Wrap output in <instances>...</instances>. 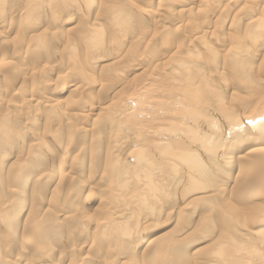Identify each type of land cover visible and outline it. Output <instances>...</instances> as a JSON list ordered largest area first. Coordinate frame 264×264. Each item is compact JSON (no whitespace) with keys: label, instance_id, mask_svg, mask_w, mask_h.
Listing matches in <instances>:
<instances>
[{"label":"bare ground","instance_id":"1","mask_svg":"<svg viewBox=\"0 0 264 264\" xmlns=\"http://www.w3.org/2000/svg\"><path fill=\"white\" fill-rule=\"evenodd\" d=\"M13 1H15V0H0V6L5 5L7 2H8L7 4H11V3H13ZM17 1H19L18 4L21 1L26 2V4L22 2V4H25V8H23L24 10L22 11L20 9L21 10V13H20V16H19L20 28H18L17 32H16V35H18V38H19V36L22 37V38L23 37L25 38V36L27 35V34H25V32L27 30L25 28L26 25H27V27H29V25H30L31 29H33V31H36V33H37L38 32L37 30L40 29L39 27L41 26V24H43V23H45L47 21H49V22L52 21L53 22V16L54 15H53L52 12H50V10L55 8V6H53L54 7L53 8L51 5H52V2L56 1V0H21V1L20 0H16L15 2H17ZM99 1H101V0H98L97 2H99ZM102 1H105V0H102ZM114 1H116V0H114ZM121 1H123V0H121ZM208 1H209V4H210V0H208ZM233 1L234 2H225L226 5H225L224 8H222V9L220 8L221 10L215 9L214 7H216V5H214V7H209V8H211V10H209V11H208V8H207V11H208V13L212 12L211 14H213V15L216 14V12H217V14H219L224 20L227 21L229 18L232 17L231 8L232 7L235 8L238 5V2H240V1H243L247 5L258 6L257 2L256 1L254 2V0H233ZM60 2H65L64 3L65 7L62 6V7H64V8L61 9L62 11H63V9H66V6L72 8V9H76L77 11L78 10L81 11V10H84V9L88 10V8H90L89 6H91L93 4V3L89 4L90 2H93V0H60ZM112 2L113 1H111V3ZM118 2L120 4L119 0H118ZM140 2H142V1H140ZM189 2H192L191 5H195V2H193V0H190ZM262 2H263V0H262ZM55 3H57V2H55ZM128 3H129V1H128ZM197 3H198V1H197ZM200 3H202V2H200ZM258 3L260 4V1ZM20 4H19V6H20ZM106 4L104 3V7L103 6L102 7L105 8ZM119 4L117 3V7H118ZM96 5L99 6V4H96ZM115 5L116 4H114V6ZM120 5H119V7H120ZM138 5L136 4V7ZM185 5L186 6L183 7V9L181 8L179 10H176L175 12H171V13L169 12V14L183 17L184 14L191 13L194 7H192V9H191V8H187V6L189 7V4H185ZM124 6H125V4H124ZM206 6H209V5L206 4ZM239 6H240V3H239ZM117 7H115V8L113 7L112 8L113 9V13L115 14V18L114 17L111 18V22H112V24L114 26L112 28H110L111 30L109 31L110 32L109 34H111V31H112V33L117 31V30H118V32L119 31L121 32L124 29V27L125 28H129V26H128L129 23L131 21H135L134 18L137 17L136 13L138 12V9H136V8L132 9L130 7L128 9V12H127V10L126 11H122L120 8H117ZM138 7H140V6H138ZM99 8H100V6H99ZM91 9H92V7H91ZM108 9H110L109 6H108V8H106V10H108ZM201 9H202V7H201ZM106 10H103V11H106ZM166 10H167V7H166ZM242 10H244V9H242ZM0 11H2V10H0ZM3 11H5V10H3ZM12 11H13V9H12ZM69 11H71V10H69ZM103 11L96 13V15L102 13ZM141 11L143 12L144 10L141 9ZM184 11H186V13ZM202 11H203V9H202ZM250 11L252 12V10H250ZM107 12H110V11L108 10ZM151 12H153V11H151ZM238 12H240V11L238 10ZM72 13H73V10H72ZM77 13L78 12H75V14H77ZM145 13L147 14V13H150V12H145ZM160 13L157 15L159 19H161L160 18L161 15L163 16V14L166 13V11L163 10V11H160ZM172 13H174V14H172ZM68 14L70 15V12ZM73 14H72V17L75 16V14L74 15ZM79 14L82 15L81 13H79ZM132 14H134V15L136 14L135 17H133V19L131 17ZM139 14H141V12H139ZM202 14H204V13H202ZM241 14H243V13H241ZM246 14L247 13L244 12L243 16L246 17ZM260 14L263 15V13H260ZM0 15H1V12H0ZM105 15H106V13H105ZM206 15H208V14H206ZM138 16L145 17V14L144 15L141 14V15H138ZM86 17L89 18V16H86ZM233 17H237V15L234 14ZM252 17L253 16H251L249 18V20H248L250 27L253 26V25H251V23L256 25L255 26L256 28H255L254 34H253V39H251L252 40V42H251L252 43V47L257 48V50H263L264 51V18H262V16H261L262 19H260V18L259 19H256V18L253 19ZM88 18H86V19H88ZM91 18H92V16H91ZM107 20H106V22H107ZM89 21H88V23H89ZM156 21H154V22H156ZM163 21H166L167 23L169 22L168 19H166V18ZM205 21L206 20H204V22ZM65 22L67 23L68 19L65 20ZM77 22H78V20H77ZM81 22H83V21L81 20L79 23H81ZM108 22H109V20H108ZM111 22H110V24H111ZM85 23H84V25H85ZM92 23H93V25H95V23L93 21H92ZM92 23L90 24L91 28H89V30H88L89 32L87 34H85V35L80 34V35H83V36H81V40L80 41L85 42V45L89 46V48L92 47V49H94V50H95L94 47H96V48L98 47V49L99 48L101 49V47H99V46H101V44L103 45V43H101V40H100V38L102 37V33H103V31L101 30L102 28L97 29V26L99 24L96 23V26H93ZM231 23H233V22H231ZM130 24L132 25V23H130ZM4 25L5 24L0 23V38H2L3 35H4L5 27L6 28L8 27V26L3 27ZM82 25H83V23H82ZM171 25H173V23ZM79 26H81V25H79ZM79 26H78V28H79ZM173 26L175 28V25H173ZM42 27L43 26H41V28ZM76 27H74V28L76 29ZM84 27L86 28L87 25L84 26ZM93 27H94V29H93ZM161 27H163V26H161ZM24 28L26 30H24ZM49 28H50V26H49ZM131 28H133V27L131 26ZM50 29H53V28H50ZM159 29H160V27H159ZM161 29H162L163 32H165V30L168 29V28L166 27L165 30H164V28H161ZM194 29H192V31H194L195 33L197 31H199V32L202 33V36H198L199 34L197 33L198 35L196 34L197 36H195L192 41L190 40L187 43L184 42L183 47H182L183 49L181 48L182 51H183V54L186 55V58L188 57L187 58L188 62L187 63H184V62L182 63V59H184L183 58L184 56H183L182 52H181V54H178V55L174 54V56L176 58L175 59L176 60V65L175 66L179 65V67H183V66H186L189 62H190V64L194 65V68L192 67L193 69L185 70L184 67H183L184 71L182 70L181 72L178 71L176 73V76H178V81H176V82H179V86L178 87L175 86L177 83H175V85H174L173 83L175 81H172L174 90L170 91V92H172V93H170V95L172 96L171 99H173L174 102H176V101L181 102V104H180L181 106L180 105H179L180 107L177 106L178 108L173 113H171V114L169 113V115L171 117L177 118L178 121L180 120V123L177 124V125L174 124V125H172V127H170L171 125L169 124L170 128L168 127V128H164V129L163 128L159 129V131H161L160 133L162 134L163 139L160 142H157V143H153V144L147 143L146 145H143V141L141 142V138L140 137H133L132 136L130 144L128 145L129 149L131 148V150L128 151V153H125L124 154L125 157L120 159V161H117V163H115V165L113 167L111 166L112 168L109 169V173L107 172V174H109L111 177L114 178V184H110L111 182H109V183H106V184L102 183L103 185L102 184H97V185L95 184V185H93V187H91V190L97 189L100 192L101 191L105 192L108 189H111L112 187H113L112 190L123 189L125 195L122 198H120V200H115V201H119V205L121 204V206L123 205V207H125V205H124L125 201L127 202V201L130 200V203H133L132 209L129 210L127 214H125V217H126L127 220L125 221L126 223H125L124 226H126L127 222L129 221L130 225L132 223V227L131 228H135L136 227L135 230H133V232H131L130 229H129L130 232L128 230L123 231V229H125V228H123V227H122V229L117 228V227H119L118 224H117V227L114 229L113 227L116 226L115 222H114L115 225H111L112 226L111 230L113 231L114 235L117 236V234H120L121 237H123V239L125 238L124 240H126V243H128L127 241H129V239L134 238V239H136L137 241L140 242L139 244L142 243V245H140L139 248L129 247L127 251H126V249H122V247H121L119 250H117L119 255L118 256H117V254H116V256L114 255L116 258L112 257V258H115V262L114 263H110V264H116V263L118 264V262L121 263L122 259H125V261H129V259L132 258L131 256L134 255V254L140 256V260L138 259L139 260L138 261L139 264H185L186 261L184 262V260L181 259L180 254L182 255V253H184L185 251L187 252L186 249L187 248L189 249V246H191V248H192V246H195L196 244H197V246H198V244H205V245L200 247V248H197V250L194 253H192L194 255V257L192 256L193 258H195V255H199V253H200V255L202 254L200 259L199 258H198V260L195 259L196 263H194V264H255V262H253L255 257L253 258L252 261H250V259H251L250 257H252L253 255L258 257V260H259L260 264H264V256L263 257L262 256H258L260 254V252H262V253L264 252V203H263V201H264V147H263V145H264L263 144L264 143V61L261 60L262 64L260 63L259 64V68L256 69V71L254 72V68H253L254 66H252V62L248 58V56H246V53L244 55L241 52H239L238 49H236L234 47H232L230 49L228 47L229 51L228 52L223 51L224 53H226V55H223L222 58H221L224 61V64L222 63L224 65V67L222 65H220L218 67V63L219 62L215 61L212 58L209 59V60H207V58L205 59L206 65L208 66L207 71H206L207 75H205V68L203 70V67L206 66V65H205L204 61L202 60V58H201L202 55H201V57L199 59L198 47H202L203 49H205V47H207L204 44V43H207V41L205 42L206 39H204L203 37H204V34L207 33L206 30L209 29V26L205 25V27L201 26L199 28L196 26V29L195 30ZM42 31L41 32L39 31L37 35L36 34L34 35V37L31 35L32 36L31 39L33 38L32 41L35 40L34 42H37L38 44L46 45V42H44V43L40 42L41 37L44 34V31L43 32ZM84 31H85V29H84ZM127 31H128V29H127ZM80 32H81V30H80ZM130 32L128 33V35L133 33V31H132V33H130ZM16 35H15V37H16ZM74 35L76 36L77 34H74ZM121 35H123V34H121ZM44 36H45V34H44ZM66 36H64L63 38H65ZM125 36H124V38H127ZM15 37L12 36L13 39H15ZM47 37H51L50 41L52 42V40H53L54 45H55L54 47H56L55 49L56 50L59 49V47L57 48L58 44L56 46V43H55L57 38L60 37L59 33H57V31L53 33V30H52L51 33H50V36H47ZM79 37H78V39H79ZM113 38H115V36ZM113 38H111V39L113 40ZM13 39H12V41L14 42ZM72 39H75V38H72ZM72 39L68 40V42L71 41L70 43L66 42L68 45L66 44L64 46V48L67 46L69 49H72L74 51L76 46L72 48V46L75 45V44L74 45L72 44V43H74V42H72L73 41ZM78 39L77 40L75 39L76 42L78 41ZM121 39H123V37H121ZM236 39H237V36H236ZM19 40H20V38H19ZM117 40H118V38H117ZM166 41H169V40H166ZM237 41H238V39H237ZM239 41H238V43H240ZM3 42H5V41H3ZM109 42L112 43V41H109ZM107 43H108V41H107ZM113 43L115 44V42H113ZM122 43L124 44L123 41L121 42V44ZM167 43L170 44V42H167ZM13 44H15V42ZM119 44H118V46H119ZM123 44H122L121 47L124 46ZM134 44H132V45H134ZM223 44H226V43H223ZM77 45H79V42H78ZM81 45H82V43H80V46ZM107 45H109V44H107ZM30 46L31 45H29V47ZM34 46H36V45H34ZM39 46H41V45H39ZM61 46H63V45H61ZM170 46H171V44H170ZM230 46H232V45H230ZM114 47H115V45H114ZM133 47H135V46H133ZM32 48L33 47L31 46L30 49L33 50ZM36 48H38V47H36ZM84 48H88V47L85 46ZM130 48L132 49V47H130ZM221 48H222V46H221ZM98 49H96L95 52H97ZM102 49H103V47H102ZM19 50H20V48H19ZM26 50H28V48ZM62 50H63V48H62ZM89 50H91V49H89ZM138 50H139V48H138ZM77 51H78V48H77ZM210 51H211V49H210ZM214 51L215 50H213V52ZM39 52H40V50H39ZM103 52H105L104 53V56H105L106 50L105 51L103 50ZM130 52H131V50H130ZM168 52H170V50H168ZM201 52H202V50H201ZM16 53H17V51H16ZM16 53H14V54L16 55ZM43 53L45 54V52H43ZM83 53H85V52H83ZM97 53H99V52H97ZM172 53H174V52H172ZM259 53L260 52L257 51L258 55H259ZM58 54L59 53L57 52V55ZM100 54H102V52ZM169 54H167V55H169ZM37 55H38V52H37ZM64 55L65 54H63V57H64ZM90 55L93 56L92 54H89V56ZM206 55H208V54H205V56ZM34 56H36V55H34ZM40 56H41V52H40ZM73 56H71V57H73ZM163 56L165 57V55H163ZM196 56L198 58H196ZM53 57H55V56H53ZM67 57L69 58L70 56H68V54H67ZM94 57H96V56H94ZM213 57H214V54H213ZM83 58H86V57L84 56ZM102 58H105V57H102ZM102 58H101V60H103ZM124 58H121V59H124ZM260 58L264 59V54H263V57H260ZM11 59H14V57L11 58ZM57 59H58V57H57ZM64 59H65V57H64ZM87 59H89V57H87ZM96 59L97 60L93 59L92 61L98 62V60H99L98 57H96ZM142 59H140V60H142ZM169 59H172V57L169 58ZM32 60H34V59H32ZM60 60H61V58H60ZM68 60H70V59H68ZM146 60H144V61H146ZM117 61H119V60H117ZM71 62H74V60L70 61V63ZM47 63L49 64V62H47ZM47 63L45 61V63L43 65L46 64L47 66L46 65L45 66L42 65L43 68L44 67L48 68V64ZM83 63H84V61H83ZM115 63H118V62H115ZM2 64H3V66L8 65V64L4 65L3 62H2ZM34 64H32V65H34ZM96 64H98V63H96ZM203 64H204V66H202ZM28 65H30V64H28ZM115 65H117V64H115ZM173 65H174V63H173ZM52 66H54V65H52ZM70 66H72V65H70ZM107 66L111 67L112 64L111 65L107 64ZM123 66L124 65H122L120 68H122ZM10 67H13V65L12 66L10 65ZM72 67H74V66H72ZM97 67H98V65H97ZM105 67H106V65H105ZM144 67H146V66H144ZM14 68L18 69V67L17 68L14 67ZM30 68H32V67H30ZM37 68L35 70H37ZM43 68H42V70H43ZM114 68L115 67H111L112 70H114ZM174 68L176 69V67H174ZM50 69H51V66H50ZM50 69H47V70H50ZM101 69L103 70V68H101ZM101 69H100V71H101ZM106 69H107V67H106ZM117 69H119V68H117ZM168 69L173 70V67L172 68L169 67ZM32 70H34V69L32 68ZM44 70H45V68H44ZM144 70H146V69L144 68ZM180 70H181V68H180ZM31 71H30V73H31ZM39 71H38V73L41 74V72H39ZM55 71L57 72V70H55ZM103 71H104L103 74L105 75V72H108V69L106 71L104 69ZM146 71H143L142 73H144ZM162 71L165 72V70H162ZM16 72L17 71H15V74H16ZM48 72H50V71H48ZM51 72H53V70ZM32 73H33V71H32ZM87 73H89V72H87ZM117 73H119V72H117ZM255 73L259 74L261 76V78L259 76H256ZM45 74H46V70H45L44 75ZM149 74H150V72H149ZM167 74H169V73H167ZM226 74H228L227 75L228 77H226ZM75 75H77V72L75 73ZM113 75H115V74L113 73ZM60 76L61 75L57 76V78L58 77L60 78ZM65 76L62 75L61 76V80L64 79L63 77H65ZM67 76L70 77L69 74ZM87 76H89V75L87 74ZM170 76H171V74H170ZM45 77H46V75H45ZM77 77H78V75H77ZM82 77L83 76H81V79L78 77L77 79H74V80L80 79L79 81H82V82L84 81L85 82V80H82ZM173 77L175 78V76H173ZM173 77H172V79H173ZM35 78H37V77H35ZM4 79L7 80L8 78H6V77L4 78L3 77V81H4ZM32 79L34 80V77ZM45 79L40 80V85H41V81L42 82L44 81V83H45ZM213 79L217 80L216 84H214V80ZM227 79L231 80L230 83L232 85H234V86L236 85L235 87H237V89H235L234 87L230 88L229 86H231V85H229V83L227 82ZM105 80L106 79H104V81ZM132 80H134V79H132ZM10 81H14V80L11 79ZM47 81L49 82V80H47ZM67 81H66V83H67ZM89 81H90V79H89ZM21 82H23V81H21ZM4 83H6V81H4ZM34 83H36V81H33L32 85ZM85 83H87V82H85ZM85 83H84V85H85ZM93 83H95V81ZM101 83H102V81H101ZM103 83H104V85H102V86H104L103 88L106 89L107 87H105V85L107 86L108 83L106 81L103 82ZM87 84H90V83H87ZM125 84H127V83L125 82ZM7 85H9V84H7ZM34 85H36V84H34ZM50 85H51V83H50ZM137 85H138V83H137ZM180 85H181V87H182V85H185V86L181 88ZM44 86H45V84L43 85V87ZM68 86H70V85H68ZM78 86H73L74 90H77V92H78V89H79ZM88 86H90V85H88ZM93 86H94V84H93ZM96 86H98V85H95V87ZM100 86H101V84H100ZM7 87H9V86H7ZM15 87H16V85H15ZM123 87H124V85H123ZM20 88H21V86L19 87V89ZM130 88H131V86H130ZM14 89H16V88H14ZM56 89H58V88L56 87ZM30 90L33 92V88H31ZM86 90L84 88V92L83 93H85ZM101 90H102V88H101ZM125 90H129L128 84H127ZM138 90L139 89H137L136 92ZM14 91L15 90H13V92ZM109 91L110 90H108V92ZM77 92H75V93L77 94ZM106 92H107V90H106ZM121 92L122 91H120V93ZM69 93H71V92L69 91ZM87 93L90 95L89 92H87ZM101 93H103V91ZM120 93H119V95H121ZM39 95L32 96V97H36V100H37V102H35V104L33 106H32L33 102L31 100H29V99H28L29 101H27L26 99L23 100L22 103H21V104H23L22 105L23 108L27 110V108H31V107H33V108H38V107L45 108L48 105H50L52 107L51 104H53V102H50L52 100V99L50 100V98H52L53 96L49 97V99H46L44 101V99H45L44 96L40 95V97L43 96V98H41L40 101H39L38 100L39 99ZM37 96H38V98H37ZM123 97H125V94L123 95ZM128 97H130V96H128ZM71 99H73V98H71ZM67 100L68 99H66V103L68 104ZM77 100H78V98H77ZM9 101L10 100H8V102ZM57 101H55V102H57ZM60 101H58V102H60ZM63 101H65V100H63ZM68 101H70V100H68ZM78 101L76 102V104L78 103ZM117 101L118 100H116V102L110 104L109 106L115 108L116 107L115 104L120 102V101H118V102ZM0 102H2V101H0ZM111 102H112V99H111ZM3 103H1L0 105L6 111H8V109H12L13 108L12 107L13 104L11 105V103L10 104L9 103L8 104L7 103L3 104ZM106 103H108V102L106 101ZM67 104H65V105L67 106ZM55 105H57V104L55 103L54 106ZM51 107H50V109H51ZM93 107H95V104L92 106V108ZM97 107L94 109V111L95 112L98 111V115L102 114V112L105 111L104 108H101L99 106H97ZM104 107H106V104H105ZM64 108H66V107H64ZM69 109H71V108H69ZM253 109L256 110V111H254ZM31 110H32V108H31ZM61 110H64V109H60L58 111L60 112ZM16 111H17V109H16ZM30 111H29V113H31V115L30 114H25V115H27V116H25L23 114L24 116H23L22 119L24 120V122L22 123L20 121V123H22L21 128L20 127H18V128L16 127L15 129H12L10 127L9 116H10L11 113L8 114V117L6 115H2L1 114L2 116H0V138L2 140L3 139L5 140L9 136H11V138H12L11 141H13V142H16V141L24 142L25 140L27 142V140H28V144H29L28 145V149H29V151L27 150V152H29V153L25 152V153H27L29 155V157H28L29 161L28 160L27 161L29 162V165L31 167L36 168L35 169V171H36L40 167L47 168V167H50L52 164H55V163L52 162L54 159L52 161L50 159L55 155L56 150H58L60 146L56 144L59 141V139H56L57 141L55 143L56 144L55 147L54 146L52 147V145H54V144H52L51 142H48V143H36L35 141L30 140L31 136L33 135L32 131H31V127L40 118V117L39 118L37 117L36 113H34V115L32 116V112H30ZM44 112L45 111H43L42 113H44ZM61 112L59 114H61ZM163 112H164V114L168 115V113H166V111H163ZM69 113H71V112H69ZM59 114H57V115H59ZM17 115H18V113H17ZM20 115H21V112H20V114L18 116H20ZM72 116H75V115H72ZM96 117H97V115H96ZM244 117H247V119H246L247 122L246 123L244 122ZM14 118H15V116H14ZM17 118H16L15 122L18 123V121L20 120L21 116L18 118L19 120ZM69 118H70L69 116L65 115L64 120L68 121ZM46 119H48V118H46ZM99 119H101V117ZM99 119H97V120H99ZM76 120H77V118H76ZM107 120L108 119H106V121ZM90 121H91V119H90ZM90 121H89V124L91 123ZM44 124L46 125V123H44ZM44 124H43V126H45ZM50 125H53V124H50ZM87 125H88V123H87ZM107 126L109 128L113 127L114 126V122L113 121L108 122ZM33 128H35V127H33ZM81 128L83 129V127H81ZM86 128H88V127L86 126ZM46 129H45V131H46ZM52 129L54 130V128H52ZM60 129H62V128H60ZM68 129H69V127H68ZM76 129H78V127H76ZM84 129H85V127H84ZM39 130H40V127H39ZM78 130L83 131L81 129H78ZM69 131H67V132H69ZM89 131H90V129H89ZM126 131L128 132L129 129L125 125H123L119 129L120 133H124ZM52 132L54 133V131H52ZM72 132H74V130ZM34 133L37 134L36 132H34ZM42 133H43V131L41 132V134ZM58 133H57V135L59 136ZM227 134H230L232 138L230 140L226 141V142H223V140H222L223 136L227 135ZM46 135H47V133H46ZM46 135H45V137H46ZM91 136H93V135H91ZM260 136H261V139H260ZM80 137H82V136H80ZM11 138H9V139H11ZM91 138L93 140V137H91ZM103 138H105V137H103ZM96 139H98V137H96ZM29 140H30V142H29ZM64 140H65V138H64ZM67 141H68V139H67ZM70 142H71V140H70ZM93 142L95 143L96 140L93 141ZM93 142H91V143H93ZM74 143H76V141ZM91 143L89 142V144H91ZM72 145H73V143H72ZM93 145L94 144H92V147H94ZM83 147H85V144H83ZM106 147H107V145H106ZM96 148H97V145H96ZM107 148H109V147H107ZM143 148H146V149L144 150ZM84 149H86V148H84ZM142 149L144 150V152L141 151ZM119 150H121V149H119ZM147 150L149 152H148L147 155H145V151H147ZM22 153H21V155H22ZM10 155L11 154L8 151V148L5 147V145L2 146L1 142H0V165H2L1 167H3V165H4L3 162H5V161L7 162V160H5V159L10 157ZM90 155H91V153H90ZM88 162H89V159H88ZM60 164H61V162H60ZM62 164H63V162H62ZM62 164L60 166V169L62 167ZM89 164H90V166H92L90 162L88 163V165ZM15 165H16V162H15ZM18 165L20 167V164H18ZM8 166H9V164H8ZM21 166H22V164H21ZM55 166H57V165H55ZM68 166H70V165H68ZM75 166H76V164L73 165V166H70V168L74 167L73 169H76ZM90 166H89V168H90ZM13 167H15V166H13ZM19 167L17 168V170L20 169ZM52 167H53V165H52ZM43 168H41V170ZM55 168H57V167H55ZM78 168H82V165H78L77 169ZM1 169L2 168H0V172L2 173L3 169L2 170ZM22 169H20V170H22ZM180 169H184L185 172H180ZM11 170H13V169H11ZM17 170H15V171H17ZM27 170H28V168H27ZM62 171H64V170H62ZM65 172H66V170H65ZM88 172H90V170ZM3 174H4V171H3ZM12 174L15 175V176L17 175L16 173L14 174V171H13ZM45 174H46V172H45ZM103 174H105V171H103ZM9 175H11V174H9ZM2 176L0 178H4ZM7 176H8V174H7ZM59 176H60V174H59ZM5 178H6V176H5ZM34 178H35V176H34ZM41 178H42L41 179L42 183H40L41 180L37 181L38 183H40V185L43 184L44 181L48 180L47 176H44V177H41ZM78 178H80V177H78ZM15 179H17V182H16V180H14V182H12V184L13 183H16V184H14V185H12V184L10 185L9 184L11 186L9 188L8 187L5 188L3 182L0 180V196H3V194L5 193L6 198H7V196L10 198V201H7L6 204H0V264H28L30 261L28 263H26L23 260L15 258V257H8L7 254L11 253L10 252L11 249L8 250V246L11 245V244H14V245H17V246L24 247L23 245H24V242H25V244L29 243V245L31 244V246L34 245L35 248L33 246L32 247L36 250L37 253L40 250L43 251V249H44V251L47 250V252H50V251H53L52 250V248H53L52 245L50 246V242L51 241H52V244L54 243L56 246L57 245H59V246L62 245L61 240H57L58 238L54 237V235L57 234L55 232V230H57L58 228L62 227L63 224L66 225V226L69 225L70 227L73 226L75 223L77 224V212H74L73 210H70V209L62 210L63 208H61V210L58 209V210H56V212H54L52 209L51 210L49 209L50 207L49 208H45V207L43 208V203H42V199H41L42 198V194H41V192L39 190L37 191V189L35 188V185H29L28 184L29 182L27 183L26 181L21 180V178L19 179L18 175H17V177H15ZM19 180H21V181H19ZM27 180H28V178H27ZM50 181H51V179L48 182H50ZM53 181H54V178H53ZM37 182H36V184H37ZM73 183L74 184H72V182H71L72 185H70V186H73V188H76L77 187L76 185H78V184L76 182H73ZM104 183H105V181H104ZM56 185H58L57 182H56ZM66 185H68V184L66 183ZM6 186H7V184H6ZM45 186H46V184H45ZM62 187L60 189H62ZM41 188H42V186H41ZM70 189H71V187H70ZM41 190H44V188L41 189ZM28 191H31V194H29L30 192H28ZM89 191H90V189H89ZM114 193H115V191H114ZM69 194H70V192H69ZM33 195H35V196L33 197ZM46 196H47V194H46ZM59 196H61V195H58V197ZM67 196H69V195H67ZM72 196L73 195H71V197ZM125 196H128L129 200H125V199H127ZM78 197H80V196H78ZM96 197H92L90 194H88L86 196V198H84L87 207H86L85 210L83 208V210H84L83 213H88V210L92 207V204H94V202H96V200H97ZM115 197H116V195H115ZM117 198H118V196L116 197V199ZM51 199H52V197H51ZM75 199H76V197H75ZM56 200H59V199L57 198ZM85 202H83L84 205H85ZM49 203H51V201ZM56 205H57V203H56ZM56 205H55V207H56ZM67 205H69V204H67ZM75 206H77L76 203H75ZM110 206H112V205H110ZM192 206H199V209L202 208V209H200V210H202V212H200V214L198 215L199 217L195 221H193L194 220L193 216L194 215L196 216V214L194 213V211H192V210L190 211ZM103 207H105V206H103ZM102 209L104 210V208H102ZM187 209H189L188 212L186 211ZM109 211H110V209H109ZM38 212H41L43 214V216H44V220L45 221L43 223H46L44 229L41 227L42 226L41 224H39V226L35 225L36 221H35L34 218L36 217V215H37L36 213H38ZM30 214H32V216H33L31 219H29V218L27 219V218L24 217L25 215L29 216ZM42 214H40V215H42ZM85 216L86 215H84V217ZM87 216H89V215H87ZM41 218H43V217H41ZM50 218H55V219L52 221ZM85 219H89V218H85ZM90 219H92V218H90ZM102 219L103 218H101V220ZM39 220H41V219H39ZM97 220H99V219H97ZM108 220H110V219H108ZM120 220H121V218H120ZM18 221L20 222V224L18 223ZM91 222H92V220H91ZM109 223L111 224V222H109ZM193 223H195V225ZM168 224L172 225V227H170L169 230L166 231V229H165L166 232H159L158 231L162 227L164 228ZM120 225H122V224H120ZM92 226H93V224H92ZM189 226H190V229H192V231L196 230V232H191L190 230L186 231V229L189 228ZM93 227H96V229L104 230L105 227H107V225L103 226V224L102 225L99 224V226H93ZM127 227L128 226H126V228ZM201 228L203 230H205L203 234H202V232H201V234H200V232H197L198 231L197 229H201ZM85 229H88V228L85 227ZM48 230H51V231H48ZM65 230H67V229H65ZM94 231H95V229H94ZM71 232H73V231H71ZM108 232H110V231H108ZM115 232L117 234H115ZM156 232H158V233H156ZM19 233L21 234L20 236H19ZM69 233L70 232H68V234ZM92 237H93V235H92ZM54 238H56V240H54ZM12 239H14V241ZM16 240H18V241L16 242ZM249 240H250V242H249ZM10 241H12L14 243H12ZM92 244H93V242H92ZM92 247L93 248L95 247V249H97L99 247V245L97 247V245L94 244V246L91 245V248ZM106 247H104L105 250L108 249ZM58 248L60 249V247H58ZM78 248H79V245H77L76 251H77ZM226 248L228 250L225 253L223 251ZM14 249H15V247H14ZM16 249H18V248H16ZM23 249H25V248H23ZM79 250H80V248H79ZM89 250H90V247H89ZM124 250L126 251V253H123ZM113 251L114 250H112V252ZM73 252H74V250H73ZM37 253H35V251H34L35 255H38ZM75 253L77 254V252H75ZM107 253L109 254L110 252H107ZM107 253H106V256H107ZM115 253H116V250H115ZM2 254L5 255V256H3ZM98 254L101 256L100 253H98ZM120 254H121V256H120ZM124 254L127 255V257L124 256ZM16 255H18V254H16ZM241 255H247L250 259L249 260L241 259V258H239V256H241ZM43 256L44 255L42 253V257ZM106 256H105V258H106ZM247 256H245V257H247ZM29 257L30 256H28V258ZM82 257H84V256H82ZM94 257H96V256L94 255ZM28 258H27V260H28ZM107 258H108V256H107ZM85 259L83 258V260H81V264H82V261H84V260L89 262V260L87 258H85ZM133 259H131V260H133ZM186 260H187V258H186ZM194 261H192V263ZM71 263H69V264H71ZM129 263H131V262H125V264H129ZM133 263H134V261L132 262V264Z\"/></svg>","mask_w":264,"mask_h":264},{"label":"rangeland","instance_id":"2","mask_svg":"<svg viewBox=\"0 0 264 264\" xmlns=\"http://www.w3.org/2000/svg\"><path fill=\"white\" fill-rule=\"evenodd\" d=\"M15 1H13V3H11V4H7L8 3L7 2L5 5L0 6L1 7L0 10H2V11H0L1 12L0 23L5 24L3 27L8 26L7 28L5 27V29H4L3 37L0 38V94H1L0 95V97H1L0 101H2V102H0V104L3 103V102H4L3 104H5V103H7V104L11 103V105L13 104V106H12L13 108L12 109H8V111H6L0 105V112H1L0 116L6 115L8 117V114L11 113L10 114L11 117L9 116L10 127L12 129H15L16 127L17 128L18 127L21 128L22 123L24 122V120L22 119L23 116L25 114H30L31 115V113H29V111L32 108V110L30 111V112H32V116L34 115V113H36L37 117L38 118L40 117V118L39 119L37 118L38 120L31 127V131H32L33 135L31 136L30 140L35 141L36 143H48V142H51L52 144H54V145H52V147L53 146L55 147L56 144L59 145L60 147H59L58 150H56L55 155L50 159L51 161L54 159L52 161L53 163H55V164H52L53 167H52V165L50 167H47V168L40 167V168H38L35 171L36 168L31 167L29 165V162H28L29 161V158H28L29 155L27 154V153H29V152H27V150L29 151V149H28V145H29L28 144V140H27V142H26V140L24 142H18V141L13 142V141H11L12 140L11 136H9L5 140L4 139L2 140L0 138L1 145L2 146L5 145V147L8 148V151L11 154L10 157L5 159V160H7V162L6 161L3 162L4 163L3 167H1L2 165H0V168L3 169V170L1 169L2 173L0 172V177L2 175H3L2 177H4V178H0V180L3 182L5 188H7V187L9 188V187H11L10 185L12 184V182H14V180H16V182H17V179H15V177H17V175H18L19 179L21 178V180L26 181L27 183L29 182L28 183L29 185H35V188L37 189V191L39 190L41 192V194H42V198L41 199H42V203H43V208L44 207L45 208H49L50 207L49 209L50 210L52 209L54 212H56V210H58V209L61 210V208H63L62 210H65V209L66 210L67 209L73 210L74 212H77V224L75 223L71 227L69 225L66 226V225L63 224L62 227H60L57 230H55V232L57 234L54 235V237L58 238L57 240H61L62 245H60V246L57 245L56 246L54 243L52 244V241H51L50 242V246L52 245V247H53L52 250L53 251L49 250L50 252H47V250L44 251V249H43V251L40 250L39 251L40 253L39 252L37 253L36 250L34 249L35 248L34 245H32L34 247L33 248L31 246V244L30 245H29V243L25 244V242H24V245H23L24 247L17 246V245H14V244L9 245L8 246V250L11 249L10 252L12 254L8 253L7 256L21 259V260H23L26 263H28L30 261L28 264H36V263L37 264H40V263L41 264H69L71 262H72L71 264H73V263L74 264H81V260H83V258L84 259L87 258L89 260V262L85 261L86 260L85 259L84 261H82V264H87V263L88 264H110V263H114L115 262V258H116L115 257L116 254H117V256L119 255L117 250H119L121 247H122V249H126V251H127L129 247L139 248V246L142 245V243L139 244L140 242L137 241L134 238L129 239V241H127L128 243H126V240H124L125 238L123 239V237H121V235L117 234L116 232H115V234H117V236L114 235L113 231L111 230L112 229L111 225H115V224H116V226L113 227L114 229L117 227V224H118L119 227H117V228H120V229H122V227L125 228V229H123V231H126V230L129 231V229H130V231L133 232V230H135L136 227L135 228H131L132 227V223L130 225L129 221L127 222L126 226H128V227L130 226V227L126 228V226H124L125 223H126L125 221L127 220L126 217H125V214H127L128 211L132 209L133 203H130V200H129L128 196H125L127 198L125 200H129L127 202L125 201V203H124L125 207H123V205L121 206V204L119 205V201H115V200H120V198H122L125 195L123 189L112 190L113 189V187H112L111 189H108L105 192H102V191L100 192L97 189L91 190V187H93V185H95V184L96 185L97 184H102V183L106 184V183H109V182H111L110 184H114V178L111 177L109 174H107V172L109 173V169H111L115 165V163H117V161H120V159L124 158L125 157V155H124L125 153H128V151L131 150V148L129 149L128 145L130 144L132 136L133 137H140L141 138V142L143 141V145H146L147 143H150V144L157 143V142H160L163 139V136L160 133L161 131H159V129L168 128L170 125H171L170 127H172V125H174V124L177 125V124L180 123V120L178 121L177 118L171 117L169 115V113L170 114L173 113L178 107L181 106L180 105L181 102H178V101L174 102L173 99H171L172 96L170 95V93H172V92H170V91L174 90L173 84L175 85V83H177L175 86H177V87L179 86V82H176V81H178V76H176V73L178 71L181 72L183 70V67H184L185 70L193 69L194 65L190 64V62H189L186 66H183V67H179V65L175 66L176 65V60H175L176 58H175L174 54L178 55V54H181V52L183 54V51H182L183 48L182 47H183L184 42L187 43L190 40L192 41L194 39V37L197 36L198 34H199L198 36H202L201 32L197 31L195 33L194 31H192V29H194V28L196 29V26L198 28L201 27V26L205 27V25L209 26V29L206 30L207 33L206 34L203 33L204 34L203 38L206 39L205 42L207 41V43H204V44L207 47H205V49H203L202 47H198L199 59H200V57L202 55L201 58L204 61L205 65H206L205 59L207 58V60H209V59L212 58L215 61H218L220 63V64L218 63V67L220 65H222L224 67V65H223L224 61L221 58H222L223 55H226V53H224L223 51L228 52L229 48L231 49L232 47H234V48L238 49V51L241 52L242 54L245 55V53H246V56H248V58L252 62V66H254L253 67L254 68V72L256 71V69L259 68V64L260 63L262 64L261 60L264 61L263 58H260V57H263L264 51L263 50H257V48L252 47V43H251L252 40L251 39H253V34H254V30L256 28L255 27L256 25L251 23V25H253V26L250 27L248 20H249V18L251 16H253L252 17L253 19H255V18L256 19L264 18V0H263V2H262V0H254V2L255 1L257 2L258 6L247 5L243 1L238 2V5L235 8L234 7L231 8L232 17L227 20L228 22L226 20H224L219 14H217V12H216V14L213 15V14H211L212 12L208 13V11L211 10V8H209V7H214V5H216V7H214L215 9L221 10L222 8L225 7V5H226L225 2H234L233 0H231V1L230 0H210V4H209L208 0H193V2H195V5H191L192 2H189L190 0H126V1L125 0H123V1L119 0L121 5L119 4L118 0H116V1H114V0L102 1L101 0L99 2H97L98 0H93V2L89 3V4H91V3H93V4L91 6H89L90 8H88V10L84 9V10H81V11H79V10L77 11L76 9H72V8H70L68 6H66V9H63V11H62L61 9L65 7L64 6L65 2H60V0H56V1H53L52 5H51L52 7L55 6L56 9L53 7L54 9L50 10V12H52L53 15H54L53 16V22L54 23L52 21H50V22L47 21V22L41 24V26H43L42 28L40 26L39 27L40 29L37 30L38 32L39 31L41 32L44 29L43 31H44L45 36L43 34V36L41 37L42 41L40 40V42L41 43L46 42V45L38 44L37 42H34L35 40L32 41L33 38L31 39V37L32 36L34 37L35 34L37 35L38 32L36 33V31H33V29H31L30 25H29V27H27V25L25 26V28L27 30L24 28V30H26V32L28 31L27 33L25 32V34H27L25 36V38L24 37L22 38V37L19 36V38H20V40H19L18 35H16V32H17V29L20 28L19 16H20L21 10L22 11L24 10L23 8H25L26 2H23V1L20 0L21 4L19 3L20 4V6H19V4H18L19 1H17V2H15ZM111 1H113V2L111 3ZM128 1H129V3H128ZM140 1H142V2H140ZM197 1H198V3H197ZM259 1H260V4L258 3ZM22 2L25 3V4H22ZM55 2H57V3H55ZM103 2L105 4L106 3L108 4V5L107 4L105 5L106 6L105 8H103L104 7V3ZM116 2L120 5V7H119V5L117 7V3ZM200 2H202V3H200ZM239 3H240V6H239ZM96 4H99L100 8ZM114 4H116V5L114 6ZM124 4H125V6H124ZM136 4L137 5L139 4L138 6H140L141 8L138 7V6L136 7ZM185 4H189V7L187 6V8H191L192 9V7H194L191 13L184 14L183 17L169 14V12L171 13V12H175L176 10H179L181 8L183 9V7L186 6ZM206 4H208L209 6H206ZM62 6H64V7H62ZM108 6L110 8V9H108L110 12H107L108 10H106V8H108ZM112 6L114 8L115 7L120 8L122 11H126L127 10V12H128V9L131 6H132L131 7L132 9H135V8L138 9V12L136 13L137 15L135 14L137 17H135L134 14H132V16H131L132 19H133V17H135L134 18L135 21H131L130 22V23H132V25L129 23V25H128L129 28H125L124 27L123 30L125 32L123 30L121 32L120 31L118 32V30H117V31H115L116 33L113 32L114 33L113 34L112 31H111V34H109L110 33L109 31L111 30L110 28H112L114 26L112 24V22H111V18L112 17L115 18V14L113 13V9H112L113 7ZM91 7H92V9H91ZM166 7H167V10H166ZM201 7H202L203 11H202ZM207 8H208V11H207ZM12 9H13L14 12L12 11ZM141 9L144 10V11L142 12ZM242 9H244V10H242ZM3 10H5V11H3ZM69 10H71V11H69ZM72 10H73L74 14H75V12H78L77 13L78 15L75 14V16L72 17V14H73ZM100 10L101 11L106 10V11H103L102 13L96 15V13L101 12ZM150 10L153 11V12H151ZM163 10L166 11V13H164L165 15L163 14V16L161 15V17H160L161 19H159L157 15L160 13V11H163ZM238 10L240 12H238ZM250 10H252V12ZM69 12H70V15L68 14ZM104 12L106 13V15H105ZM139 12H141L142 15L145 14V17L138 16V15H141V14H139ZM145 12H150V13L146 14ZM184 12L186 13V11H184ZM244 12L247 13L246 17L243 16ZM79 13H81L82 15H80ZM202 13H204V14H202ZM205 13L208 14V15H206ZM241 13H243V14H241ZM260 13H263V15H261ZM172 14H174V13H172ZM234 14H236L237 17H233ZM84 16L85 17L89 16V18L88 17H86V18H88L89 20L91 19V20L89 21ZM91 16H92V18H91ZM261 16H262V18H261ZM165 18L168 19V21H169L168 23L166 21H163V20H165ZM67 19H68V22L66 23L65 20H67ZM107 19L109 20V22H108ZM203 19L206 20V21L204 22ZM77 20H78V22H77ZM81 20L83 22L79 23ZM106 20H107V22H106ZM88 21H89V23H88ZM92 21L95 23V25H93ZM154 21H156V22H154ZM110 22H111V24H110ZM231 22H233V23H231ZM82 23H83V25H82ZM84 23H85V25H84ZM91 23H92L93 26H96V23L99 24L100 26L98 25L99 27L97 26V29L102 28L101 30L103 31L102 37L100 38L101 43H103V45L101 44V46H99V47H101V49L100 48L98 49V47L97 48L94 47L95 50L98 49L97 52H99V53L95 52V50L92 49V47L89 48V46L85 45V42L80 41L81 40V36H83V35H85V34H87L89 32L88 30H89V28H91L90 27ZM170 23L171 24L173 23V25H175V28ZM159 24L161 26H163V27H161ZM79 25H81V26H79ZM86 25H87V27L85 28L84 26H86ZM49 26H50V28H53V29H50ZM78 26H79L80 29L78 28ZM131 26L133 28H131ZM165 26L168 29H166ZM74 27H76V29ZM159 27H160V29L161 28H164V30L166 29L165 32H163L162 29L160 30ZM84 29H85V31H84ZM93 29H94V27H93ZM127 29H128L129 32L131 31L130 33H132V31H133V33L128 35L129 32L127 31ZM52 30H53V33L57 31V33H59V36H60L55 41L56 46L58 44L57 48L59 47V49H57V50L55 49L56 47H54L55 45H54L53 40H52V42L50 41L51 37H47V36H50V33H51ZM80 30H81V32H80ZM74 34H77V35L79 34V35L75 36ZM80 34H83V35H80ZM121 34H123V35H121ZM15 35H16V37H15ZM12 36L15 37V39H13ZM64 36H66V37L63 38ZM114 36H115V38H113ZM124 36L127 37V38H124ZM236 36H237L238 41L240 40L239 42L241 44L238 43V41L236 39ZM78 37H79V39H78ZM121 37H123V39H121ZM72 38H75L76 40L78 39V41L76 42V40L72 39ZM111 38H113V40ZM117 38H118V40H117ZM12 39L14 40L15 44H13L14 42L12 41ZM71 39L73 40L72 42H74L72 44L73 45L75 44L74 46H72V48L76 46L74 51L72 49H69L67 46L64 48V46L67 44L66 42H68V40H71ZM121 40L124 42V44L122 43L124 45L123 47H121L122 46V44H121L122 41ZM166 40H169V41H166ZM3 41H5V42H3ZM107 41H108V43H107ZM109 41H112V43L109 42ZM221 41L223 43H226V44H223ZM70 42L71 41H69L68 43H70ZM78 42H79V45H77ZM113 42H115V44ZM167 42H170L172 47ZM80 43H82L81 46H80ZM107 44H109V45H107ZM113 44L115 45V47H114ZM118 44H119L120 47L118 46ZM132 44H134V45H132ZM229 44L232 45V46H230ZM29 45H31L33 47L32 49L36 53L33 50L30 49L31 46L29 47ZM34 45H36V46H34ZM39 45H41V46H39ZM61 45H63V46H61ZM220 45L222 46V48H221ZM85 46L88 47V48H84ZM133 46H135V47H133ZM36 47H38V48H36ZM102 47H103V49H102ZM130 47H132V49ZM19 48H20L21 51L19 50ZM27 48H28V50H26ZM62 48H63V50H62ZM77 48H78V51H77ZM138 48H139V50H138ZM89 49H91V50H89ZM210 49H211V51H210ZM39 50L41 52V56H40ZM103 50L104 51L106 50L105 56H104L105 52H103ZM130 50H131V52H130ZM168 50H170V52H168ZM201 50H202V52H201ZM213 50H215L214 51L215 53L213 52ZM16 51H17V53H16ZM257 51L260 52L259 55L257 54ZM37 52H38V55H37ZM43 52H45L46 55ZM57 52L59 53L58 54L59 56L57 55ZM83 52H85L86 54L83 53ZM101 52H102V54H100ZM172 52H174V53H172ZM14 53H16V55ZM63 54H65L64 55L65 59L63 57ZM67 54H68V56H70L69 58L67 57ZM89 54H92L93 56H91V55L89 56ZM167 54H169V55H167ZM205 54H208V55H206L207 57L205 56ZM213 54H214V57H213ZM216 54L217 55L219 54V55L217 56ZM34 55H36V56H34ZM52 55L55 56V57H53ZM163 55H165V57ZM56 56L58 57V59H57ZM71 56H73V57H71ZM84 56L86 58H83ZM94 56L98 57V59H99L98 62L92 61L93 59L97 60L96 57H94ZM99 56L100 57L101 56L105 57L106 59L101 57L103 59V60H101V58ZM183 56H184L183 57L184 59H182V63L183 62L187 63L188 62L187 61L188 57L186 58V55H184V54H183ZM13 57H14V59H11ZM87 57H89V59H87ZM120 57L121 58L125 57V58L121 59ZM171 57H172V59H169ZM60 58H61V60H60ZM196 58H198V57L196 56ZM32 59H34V60H32ZM68 59H70V60H68ZM71 59L74 60V62L70 63V61H72ZM140 59H142V60H140ZM117 60H119V61H117ZM144 60H146V61H144ZM45 61H46V63L49 62V64L47 63L48 64V68L44 67L45 70H46V74L45 75H46V77L48 79L44 75L45 70H44L43 66H45L46 64L45 65H43V64L45 63ZM83 61H84V63H83ZM2 62L4 63V65L5 64H8V65H5L6 66L5 67V66H3ZM115 62H118L119 64L115 63ZM96 63H98V64H96ZM114 63L117 64V65H115ZM173 63H174V65H173ZM28 64H30V65H28ZM32 64H34V65H32ZM51 64L54 65V66H52ZM107 64L108 65L112 64L111 67H115L116 69L114 68V70H112L113 68L111 69V67L107 66ZM10 65L11 66L13 65V67H10ZM49 65L51 66V69H50ZM70 65H72L74 67H72ZM97 65H98V67H97ZM105 65H106V67L108 69V72H105V75H104L103 74L104 73L103 70L104 69H105V71L107 70ZM120 65L121 66L124 65V66L122 68H120L121 67ZM144 66H146V67H144ZM202 66H204V64ZM14 67H16V68L18 67V69H15ZM30 67H32L34 70H32V68H30ZM169 67H171V68L173 67L174 71L171 70V69H168ZM174 67H176V69ZM36 68H37V70L38 69L40 70V71L39 70L38 71L41 72V74L38 73L37 70H35ZM42 68H43V70H42ZM101 68H103V70ZM117 68H119V69H117ZM144 68L147 71L144 70ZM180 68H181V70H180ZM204 68H205V75H207L206 71H207L208 66L207 65L204 66L203 70H204ZM47 69H50V70H47ZM100 69H101V71H100ZM161 69L165 70V72L162 71ZM31 70L33 71V73H32ZM52 70H53L54 73L51 72ZM55 70H57L58 73ZM142 70L146 71V72H144L145 74L142 73L143 72ZM15 71H17L16 74H15ZM30 71H31L32 74L30 73ZM48 71H50V72H48ZM76 72H77V75H78V77L80 79H81V76H83L82 80H85V82L90 83V84H87L84 81L83 82L79 81L80 79L74 80V79L78 78L77 75H75ZM87 72H89V73H87ZM117 72H119V73H117ZM149 72H150L151 75L149 74ZM113 73L115 75H113ZM167 73H169V74H167ZM58 74L61 75V76L62 75L63 76L66 75V76L63 77L64 79L61 80V76H60V78L59 77L57 78V76H59ZM68 74L70 75V77L67 76ZM87 74L89 76H87ZM170 74H171V76H170ZM227 75L228 74H226V77H228ZM173 76H175V78ZM256 76H259L261 78V76L259 74H256ZM3 77L4 78L5 77L8 78L7 80L4 79V81H6V83H4ZM33 77H34V80L32 79ZM35 77H37V78H35ZM172 77H173V79H172ZM42 78L43 79L46 78L47 80H49V82L45 79V83H44V81L43 82L41 81V85H40V80H43ZM11 79L14 80V81H10ZM89 79H90L91 82L89 81ZM104 79H106L105 81L108 83L107 86L105 85V87H107L106 89L103 88L104 86H102V85H104L103 82H105ZM132 79H134L135 81L132 80ZM228 79H227V82L229 83V85H231V86H229V85L228 86L230 88L234 87L235 89H237V87H235L236 85L235 86L232 85L230 83L231 80H228ZM213 80H214V84H216L217 80L216 79H213ZM21 81H23V82H21ZM33 81H36V83H34L36 85H34V84L32 85ZM66 81H67V83H66ZM92 81L93 82L95 81V83H93ZM101 81H102L103 84L101 83ZM172 81H175V82L172 84ZM125 82L128 84L129 90H125V88L127 86V84H125ZM50 83H51V85H50ZM84 83H85V85L86 84L87 85L85 86ZM137 83H138V85H137ZM7 84H9V85H7ZM44 84H45V86L43 87ZM93 84H94V86H93ZM100 84H101V86H100ZM15 85H16V87H15ZM19 85L21 86L20 89H19V87H20ZM68 85H70V86H68ZM88 85H90V86H88ZM95 85H98V86L95 87ZM123 85H124V87H123ZM129 85L131 86V88H130ZM7 86H9V87H7ZM73 86H78L79 87L78 92H77V90H74ZM99 86L102 88V90H101V88ZM184 86L185 85H182V87H184ZM56 87L58 89H56ZM180 87H181V85H180ZM14 88H16V89H14ZM31 88H33V92L30 90ZM84 88H85V90L87 89L85 93H83L84 92ZM137 89H139L138 90L139 92L138 91L136 92ZM13 90H15V91L13 92ZM106 90H107V92H106ZM108 90H110V91L108 92ZM69 91L71 93H69ZM102 91H103V93H101ZM120 91H122V92L120 93ZM75 92H77V94ZM87 92H89L90 95ZM119 93L121 95H119ZM39 94L44 96V98H45L44 101L46 99H49V97L53 96L52 98H50V100L51 99L53 100V101L52 100L50 101V102H53V104H51L52 107L50 105H48L45 108H43V107H38V108L31 107V108H27V110L23 108V106H22L23 104H21L23 100H25V99L27 101L31 100L33 102L32 103V106H33L35 104V102H37V100H36V97H32V96H36V95H39ZM124 94H125V97H123ZM40 95H39V99H38L39 101H40L41 98H43V96L40 97ZM128 96H130V97H128ZM37 98H38V96H37ZM71 98H73V99H71ZM77 98H78L79 101L77 100ZM66 99L70 100V101L67 100L68 104L66 103ZM111 99H112V102H111ZM8 100H10V101L8 102ZM57 100L58 101L61 100V101L58 102ZM63 100H65V101H63ZM116 100L120 101V102L117 101L118 105L115 104L116 105L115 108L114 107H110L109 105L114 103V102H116ZM55 101H57L58 103L55 102ZM77 101H78V103L76 104ZM106 101L108 103H106ZM54 102L57 105L54 106V104H55ZM65 104H67V106ZM94 104H95V107L92 108V106ZM105 104H106V107H104ZM97 106H99L101 108H104L105 111H103L102 114L98 115V111H96V112L94 111V109ZM50 107H51V109H50ZM64 107H66V108H64ZM69 108H71V109H69ZM16 109H17L18 112L16 111ZM57 109L58 110L64 109V110H61L62 112L60 111L61 114H59L60 112ZM256 110H254V111H256ZM3 111L4 112L6 111V112L4 113ZM43 111H45V112L42 113ZM163 111H166V113H168V115L164 114ZM20 112H21V115H20L21 118L19 120L18 118L20 116H18V115L20 114ZM69 112H71V113H69ZM17 113H18V115H17ZM57 114H59V115H57ZM71 114L75 115V116H72ZM95 114L97 115L98 118L96 117ZM65 115L70 117L68 119V121L64 120ZM14 116H15V118H14ZM25 116H27V115H25ZM99 116L101 117V119H99L100 118ZM16 118L19 120V121L17 120L19 124L17 122H15ZM46 118H48V119H46ZM76 118H77L78 121L76 120ZM105 118L108 119V120L106 121ZM90 119H91V121H90ZM97 119H99V120H97ZM246 119H247V117H244V122L245 123L247 122ZM20 121L22 123H20ZM89 121L91 122L90 124H89ZM110 121L114 122V126L109 128L107 126V123L110 122ZM44 123H46V125ZM87 123H88V125H87ZM43 124L46 127L43 126ZM50 124H53V125H50ZM123 125L128 127V129H129L128 132L127 131L124 132V133H120L119 132L120 127H122ZM86 126L88 128H86ZM33 127H35V128H33ZM39 127H40V130H39ZM68 127H69V129H68ZM76 127H78V129H81L83 131H80V130L76 129ZM81 127H83V129ZM84 127H85V129H84ZM52 128H54V130ZM60 128H62V129H60ZM45 129H46V131H45ZM89 129H90V131H89ZM51 130L54 131V133ZM73 130H74V132H72ZM42 131H43V133L41 134ZM67 131H69V132H67ZM34 132H36L37 134H35ZM46 133H47V135H46ZM57 133L59 134V136L57 135ZM45 135H46V137H45ZM91 135H93V136H91ZM80 136H82V137H80ZM91 137H93V140H92ZM96 137H98V139H96ZM103 137H105V138H103ZM9 138H11V139H9ZM64 138H65V140H64ZM231 138H232L231 135L227 134V135L223 136L222 140H223V142H226V141L230 140ZM56 139H59V141L57 143H56V141H57ZM67 139H68V141H67ZM260 139H261V136H260ZM30 140H29V142H30ZM70 140H71V142H70ZM95 140H96V142H95L96 144L93 142ZM75 141H76V143H74ZM89 142L90 143L93 142V143L89 144ZM72 143H73V145H72ZM83 144H85V147H83ZM92 144H94L93 145L94 147H92ZM96 145H97V148H96ZM106 145L109 148H107ZM263 147H264V145H263ZM84 148H86V149H84ZM119 149H121V150H119ZM143 149L145 150L146 148H143ZM143 149L141 150L142 152H144ZM25 152H27V153H25ZM89 152L91 153V155H90ZM148 152H149L148 150L145 151V155H147ZM21 153H22V155H21ZM61 156L62 157L64 156V157L62 158ZM88 159H89V162L91 163L92 166H90V164L88 165V163H89ZM15 162H16V165H15ZM60 162H61V164L63 162L61 169H60V166H61ZM7 163L9 164V166H8ZM18 164H20V167H19ZM21 164H22V166H21ZM72 164L73 165L76 164V166H75L76 169H73L74 167L70 168V166H73ZM55 165H57V166H55ZM68 165H70V166H68ZM78 165H82V168H78L77 169ZM13 166H15V167H13ZM89 166H90V168H89ZM18 167L20 169L23 168L22 169L23 171L20 170V169L17 170ZM55 167H57V168H55ZM27 168H28V170H27ZM41 168H43L42 169L43 171L41 170ZM11 169H13V170H11ZM15 170H17V171H15ZM62 170H64V171H62ZM65 170H66V172H65ZM89 170H90L91 173L88 172ZM3 171H4V174H3ZM13 171H14V174L15 173L17 174L16 176L12 174ZM103 171H105V174H103ZM45 172H46V174H45ZM180 172H185V171H184V169H180ZM7 174H8V176H7ZM9 174H11V175H9ZM59 174H60V176H59ZM5 176H6V178H5ZM34 176H35V178H34ZM44 176H47L48 180L44 181L43 184L40 185V183H42V180H41L42 178L41 177H44ZM37 177L38 178L40 177V178L38 179ZM78 177H80V178H78ZM27 178H28V180H27ZM53 178H54V181H53ZM50 179H51V181L48 182ZM21 180H19V181H21ZM39 180H41L40 183L37 182ZM104 181H105V183H104ZM36 182H37V184H36ZM56 182H57L58 185H56ZM71 182H72V184H74L73 182H76L78 184V185H76L77 187L73 188V186H70V185H72ZM66 183L69 186L66 185ZM6 184H7V186H6ZM14 184H16V183H13L12 185H14ZM45 184H46V186H45ZM41 186H42V188H41ZM61 187H62V189H60ZM70 187H71V189H70ZM43 188H44V190H41ZM89 189H90V191H89ZM114 191H115V193H114ZM28 192H30L29 194H31V191H28ZM69 192H70V194H69ZM46 194H47V196H46ZM88 194H90L92 197H96L97 196L96 197L97 200H96V202H94V204H92V207L88 210V213H83V211L87 207L84 198H86V196ZM58 195H61V196L58 197ZM67 195H69L70 197L67 196ZM71 195H73V196L71 197ZM77 195L80 196V197H78ZM115 195H116V197L118 196L117 199H116ZM34 196L35 195H33V197ZM51 197H52V199H51ZM75 197H76V199H75ZM5 198H6L5 193L3 194V196H0V200H1L0 204H6L7 201H10V198L8 196H7L6 199ZM57 198L59 200H56ZM50 201H51V203H49ZM83 202H85V205H84ZM56 203H57V205H56ZM75 203H76L77 206H75ZM263 203H264V201H263ZM67 204H69V205H67ZM55 205H56V207H55ZM110 205H112V206H110ZM116 205L117 206L119 205L118 206L119 208ZM103 206H105V207H103ZM83 208H84V210H83ZM102 208H104V210ZM109 209H110V211H109ZM200 209H202V208H200ZM200 209H199V206H192L191 207L190 211L192 210L196 214V216L195 215L193 216V219H194L193 221L197 220V218L199 217L198 215L200 214V212H202V210H200ZM186 211L188 212L189 209H187ZM36 214L37 215L34 218L35 221H36L35 225L39 226V224H41L42 225L41 227L44 229L46 223H43L45 221L43 214L41 212H38ZM40 214H42V215H40ZM84 215H86V216L84 217ZM87 215H89V216H87ZM24 217L27 218V219L28 218L31 219L33 216H32V214H30L29 216L25 215ZM41 217H43V218H41ZM85 218H89V219H85ZM90 218H92V219H90ZM101 218H103V219L101 220ZM120 218H121V220H120ZM39 219H41V220H39ZM50 219L53 221L55 218H50ZM97 219H99V220H97ZM108 219H110V220H108ZM91 220H92V222H91ZM109 222H111V224ZM114 222H115V224H114ZM18 223L20 224L19 221H18ZM92 224H93V226H99V224H101V225L103 224V226L107 225V227H105V229L103 228L104 230H101V229H96V227H93ZM120 224H122L123 226L120 225ZM193 224L195 225V223H193ZM85 227L88 228V229H85ZM170 227H172V225L168 224L164 228L162 227L158 231L159 232H166L167 230L170 229ZM65 229H67V230H65ZM94 229H95V231H94ZM165 229H166V231H165ZM187 230H190L191 232H196V230L192 231V229H190V226H189V228L186 229V231ZM197 230H198L197 232H200V234H201V232L203 234L204 231H205L202 228L201 229H197ZM48 231H51V230H48ZM71 231H73V232H71ZM108 231H110V232H108ZM68 232H70V233L68 234ZM20 233H19V236L21 235ZM156 233H158V232H156ZM92 235H93V237H92ZM56 238H54V240H56ZM12 240L14 241V239H12ZM17 241L18 240H16V242ZM10 242H12V241H10ZM92 242H93V244H92ZM249 242H250V240H249ZM12 243H14V242H12ZM94 244H96L97 247L99 245V247L97 249H95V247L91 248V245L94 246ZM77 245H79L80 250L78 248L77 251H76ZM204 245L205 244H198V246H197V244H196L195 246H192V248H191V246H189V249L188 248L186 249L187 252L185 251L186 253L184 252V253H182V255L180 254L181 259H183L184 262L186 261L185 264H194V263H196L195 259H197V260H198V258L200 259L202 254L200 255V253H199V255H195V258H193L194 255L192 253H194L197 250V248H200V247H202ZM14 247H15V249H14ZM58 247H60V249ZM89 247H90V250H89ZM104 247L108 248V249H106L107 251L105 250ZM16 248H18L19 250L16 249ZM23 248H25V249H23ZM72 249L74 250V252H73ZM112 250H114V251L112 252ZM115 250H116V253H115ZM227 250L228 249L226 248V249H224L223 252L226 253ZM34 251L38 255H35ZM126 251L124 250L123 253H126ZM75 252H77V254ZM107 252H110V253L108 254ZM15 253L18 254V255H16ZM42 253L44 255L43 256L44 258L42 257ZM98 253H100L101 256ZM106 253H107L108 258L106 256ZM94 255L96 257H94ZM135 255L136 254L131 256L132 257L131 259L134 258L135 260L134 259L133 260L129 259V261H125V259H122L124 262L121 260V263L125 264V262H131L129 264H132V262L134 261L133 264H137L138 261L140 260V256H138V255L135 256ZM3 256H5V255H3ZM28 256H30L31 258L30 257L28 258ZM82 256H84V257H82ZM105 256H106V258H105ZM120 256H121V254H120ZM124 256L127 257V255H125V254H124ZM245 256H247V255H241V256H239V258L246 259V260H249L251 258L250 261H252L253 258L255 257L253 262H255V264H260L257 256L253 255L250 258L248 256L247 257H245ZM258 256H262L263 257L264 256V252L263 253L260 252V254ZM112 257H115V258H112ZM27 258H28V260H27ZM109 258L110 259L112 258V259L110 260ZM186 258H187V260H186ZM192 261H194V262L192 263ZM119 263L120 262H118V264Z\"/></svg>","mask_w":264,"mask_h":264}]
</instances>
